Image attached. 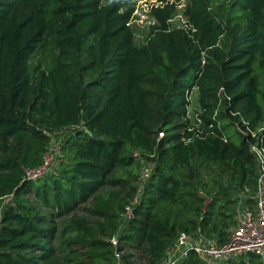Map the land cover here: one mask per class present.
<instances>
[{
    "label": "trees",
    "instance_id": "16d2710c",
    "mask_svg": "<svg viewBox=\"0 0 264 264\" xmlns=\"http://www.w3.org/2000/svg\"><path fill=\"white\" fill-rule=\"evenodd\" d=\"M140 1L157 22L144 43L134 4L0 0V207L8 201L0 264H115L116 251L123 264H163L178 236L192 232L160 218L161 203H199L192 236L211 224L218 194L193 183L204 164L235 179L230 225L237 195L255 189V139L246 132L264 146V0ZM178 13L195 33L170 22ZM47 45L52 66L32 71ZM195 89L200 111L191 124ZM59 132H73L74 159L30 178ZM149 166L141 184L123 175ZM199 190L212 197L206 212ZM252 258L263 264L255 255L225 264ZM183 264L201 263L192 253Z\"/></svg>",
    "mask_w": 264,
    "mask_h": 264
},
{
    "label": "built area",
    "instance_id": "2783aa9c",
    "mask_svg": "<svg viewBox=\"0 0 264 264\" xmlns=\"http://www.w3.org/2000/svg\"><path fill=\"white\" fill-rule=\"evenodd\" d=\"M139 12L143 13L144 17L147 18L146 22L149 25L147 27L149 33L145 37H139L135 34L136 38L144 43L149 37L152 27L157 22L142 10ZM139 12L137 10V17ZM170 22L175 24L177 29L184 30L190 33V35L196 31L182 13H178ZM60 133L64 136V132ZM70 133L73 134V132ZM249 133L255 139L251 151L258 162V181L254 190L244 188L237 195V204L234 207V220L228 230L227 239L223 243L218 240L219 238H216L214 241L206 240L201 230H198L199 233L196 236L182 232L174 245L168 250L163 264H183L190 259L192 253L196 255L201 264H225L232 259L249 255L258 256L264 264V146L263 140L258 136L257 132L248 130L246 135ZM134 156H138V154L135 153ZM54 160L55 158L51 156V152L47 151L42 166L38 170L28 173L29 177L39 178L49 173ZM143 168H145L143 171V181L146 182L150 178L151 168L150 166ZM198 194L205 198L203 212H206L207 206L212 201V197L208 196L203 190H199ZM138 197L133 200L132 206L127 207L124 219L131 218L133 205L138 203ZM250 200L254 201L253 209H250L248 205ZM112 243L117 247L116 237L113 238ZM115 256V264H123L122 253L116 251Z\"/></svg>",
    "mask_w": 264,
    "mask_h": 264
},
{
    "label": "rangeland",
    "instance_id": "374dc122",
    "mask_svg": "<svg viewBox=\"0 0 264 264\" xmlns=\"http://www.w3.org/2000/svg\"><path fill=\"white\" fill-rule=\"evenodd\" d=\"M108 0H103L105 3ZM122 2L123 4H134L138 12L141 11V1L140 0H114ZM147 18L144 17L143 13H138V18L134 24V32L136 36L145 37L148 33V22H146ZM140 39V38H139ZM138 43L141 41L138 40ZM56 52L51 48V46H46L42 49V51L36 53L32 59V71H41L44 69H48L52 66L53 61L55 59ZM190 107H189V119L191 124H197L198 113L200 111L199 106V93L195 89L193 90L190 97ZM71 135L68 132H64V136L60 133H56L52 136L51 145L48 148V151L51 152V156L55 158L51 171H56L59 169V165L62 162L71 161L75 156V149L71 144L67 141L69 140ZM145 168L138 171L134 169H126L123 172V175L128 178H132V181L137 185L140 179L143 183V171ZM128 171V172H127ZM127 172V174H126ZM194 186L197 189H205L208 193H217L216 200L214 205L211 208V224L208 229L204 232V237L206 240L214 241L216 236H220V232H222L225 236L228 234V230L230 228V224L232 223L231 216L233 215L231 212V204L229 201L233 200L234 195L237 192L235 179L230 176V174L225 171L223 168L217 166H211L208 164H204L201 167V171H196L193 177ZM201 187V188H199ZM194 199V198H193ZM193 199L188 197V202L191 203L192 209H187L184 206L176 203V204H167L161 203L157 214L160 218L169 217L171 220H176L177 223L182 226L181 230L188 228L190 230L191 235H195L194 226L196 225L200 214L196 212L199 207V203L194 201ZM4 202V201H3ZM224 204L226 208H218L217 204ZM6 200L4 204H7ZM3 205L0 207V216L2 214ZM250 209L254 208V201L250 200L248 202ZM194 232V233H193ZM134 254L130 252L128 248L125 250V254ZM250 261V260H249ZM193 262V261H191ZM190 262V263H191ZM99 264H107L105 261H100ZM251 264H258V259L252 258Z\"/></svg>",
    "mask_w": 264,
    "mask_h": 264
}]
</instances>
